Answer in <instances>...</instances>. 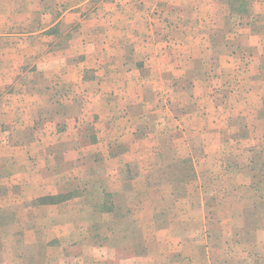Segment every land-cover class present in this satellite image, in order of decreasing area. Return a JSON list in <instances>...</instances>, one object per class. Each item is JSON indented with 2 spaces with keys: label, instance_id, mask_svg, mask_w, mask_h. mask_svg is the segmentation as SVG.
<instances>
[{
  "label": "crops",
  "instance_id": "crops-1",
  "mask_svg": "<svg viewBox=\"0 0 264 264\" xmlns=\"http://www.w3.org/2000/svg\"><path fill=\"white\" fill-rule=\"evenodd\" d=\"M207 2L211 3V0ZM207 2L0 0V22L4 23L2 27L5 28L4 32H0V149L15 151L12 162L23 166L21 174H16L17 179L13 182L19 187L22 183L27 186L23 190L25 198L17 203L21 208L14 207L16 213L23 216V221L15 223V228L22 233L27 230L33 234L31 241L24 245H44L42 256L47 255L51 245H55L58 250L55 260L46 257L45 264H170V261L173 264V260H176L173 259V253H170V244L164 242L165 237L161 236V231L173 229L175 225L167 220L160 226L161 223L156 220L159 214L176 213L173 205L169 206L170 209H161L160 203L164 198L174 199L181 195L184 199L190 198V191L180 195L173 189L165 192V187H156L160 183L158 176L157 183L151 188H144L143 182L147 181V175L150 174L148 169H152V176L156 173L160 176V157L166 148L174 151L177 147L171 138L177 132L185 137L182 143L184 151H199L202 156L193 163L198 182L234 181L236 176H240L242 167L246 169L251 166L249 162L243 164L235 160L230 164L232 170L228 173L231 174H225L221 168L225 162L221 161V153L225 149H255L253 129L250 130L249 126L248 133L251 135L244 147L243 140L238 137L232 139V136L225 138L224 131L220 132L217 127L213 128L214 132H208L210 129L207 127L192 131L190 127L187 137L181 130L185 128L176 119L175 123L181 129L162 124L165 118L173 119L176 107L182 106L177 102L178 95L186 92L184 87L200 82L204 89L202 96L207 98L210 94L206 86H209L206 71H211L207 57H202L200 51H197L199 49L195 50L200 44L193 45L191 49L181 44L182 38L193 35L194 38L203 39L205 54L212 52L206 43L210 29H198L199 24L197 29H190L193 20L201 23L202 16L203 19L207 18V9L204 8L202 13L200 8ZM214 2L223 10L224 5L230 8L231 4H239L238 1L228 0ZM260 4L264 8V1ZM196 11L199 13L194 14ZM192 30L195 31L191 33ZM61 41L66 42L61 44ZM25 42L33 49L28 56L32 62L21 60L13 63L14 56L7 57L6 53L14 52L17 58L18 53H24ZM190 51H197L199 56L190 58L179 55ZM195 59H198V72H201L196 77L197 81L196 78L188 79L185 70L192 68L190 65ZM212 71L211 74L214 73ZM191 93L189 97L197 105ZM204 99L198 102L206 101ZM159 100L166 104L159 107ZM216 107L213 113L216 118L212 119L215 121L220 119L219 106ZM183 108L179 112H185L186 115L187 109ZM232 108L230 104L225 106L226 115L240 116ZM203 112H208L207 106L200 113V120L203 118L207 121L212 117V114L204 115ZM146 118L157 119L156 126L149 128L143 123H134V120ZM3 119L12 120L3 122ZM84 121L90 126L92 122H97L95 127L98 126V129L93 131L97 140L85 149L94 148V152L100 155L98 159H102V162L97 163H102L104 170L100 176L91 173L90 180L83 184L81 194L72 190L65 197L61 187L79 182L74 169L79 157L83 158L80 155L83 148L75 145L66 150L67 153L61 154L51 150L58 143L64 144V140L65 143L73 140L64 139L65 135H70L68 123L72 122L78 130ZM64 122H67L66 127L62 126ZM234 133H238V130L229 134ZM99 136H102V141ZM165 136L169 139L167 143L164 142ZM192 137L199 140L197 145L190 142ZM19 150H24L22 153L27 156L20 158L22 155H18ZM208 157L215 158L214 167L219 164L226 177L217 174L207 178V172L202 173V164ZM63 163L73 165L66 175L61 169ZM130 167H135V173L128 176L123 169ZM130 184L133 189L129 187ZM198 191L199 197L206 195L201 188ZM56 197L67 199L59 202L53 199V203L46 200V204L32 206V201L36 199L51 201ZM97 198L103 199L100 219L106 221H88L83 224L77 220L80 208L96 210L99 205L96 203ZM117 199L127 204V213L131 219L123 222L115 220ZM199 207L202 211L203 202ZM186 209L191 211L190 203L183 212ZM235 212L239 214L238 210ZM181 226L186 229V224ZM200 228L205 229V226ZM232 228L241 227L236 225ZM16 234L11 236L15 237ZM191 238L178 239L183 246L185 262L191 260L185 254L186 247L197 243ZM5 242L17 249L19 247L17 238H0V247ZM160 244L163 249L158 250ZM200 244V249L203 247L204 255L207 256V240H202ZM70 249L76 251L72 256L67 253ZM0 252L3 254V250Z\"/></svg>",
  "mask_w": 264,
  "mask_h": 264
},
{
  "label": "rangeland",
  "instance_id": "rangeland-1",
  "mask_svg": "<svg viewBox=\"0 0 264 264\" xmlns=\"http://www.w3.org/2000/svg\"><path fill=\"white\" fill-rule=\"evenodd\" d=\"M200 1L207 2V0ZM214 1L211 0V3L207 2V4L200 7L202 13L205 10L204 8L207 9V18L204 17L205 19H203L202 16L201 23L193 20L190 27V29H197V25L199 24L198 29H202L203 27L204 29L205 27L210 29L206 43L211 47L212 52L205 54L203 52V39L199 37L194 38L193 35L185 39L182 38L181 43L183 44L182 46L188 47L189 49L193 45L200 44L195 50L199 49L197 51H200L202 57L206 55L207 64L210 66L211 71L213 70L212 72H214L211 74L210 70L206 71L209 81V86L208 84L206 86L207 90L210 89V94L207 95L209 98L204 96V99L202 96L204 89H202L200 82L196 85L190 84V86L184 87L186 88V92L178 95L179 102H177L182 106L176 107L174 110L176 116L173 115V119L167 120L165 118L162 124L164 126L170 125L172 128L181 129L175 123L176 119L181 127L185 128V130H181L184 131L187 137L190 127H192V131L207 127L210 129L208 132H214L213 128L217 127L220 132L224 131L223 137L229 138L232 136V139L233 137H238L240 140H243L244 147H246L247 139L251 135L248 133L249 126L250 130L253 129L252 137L255 149L244 151L242 147H229L221 153L223 159L220 156L218 159L225 161L221 165V168L226 172L225 174H231L228 173L232 170L230 164L234 163L235 160H239L243 164L249 162L251 166H247L246 169L242 167L240 176H236V180L234 181L231 179L222 183L207 180L205 182H198L196 168L193 163L194 161L197 162L202 156H200L199 151L191 150L189 153L187 149L184 151L182 143H184L183 139L185 137L177 132L171 136L172 140H175L177 147L174 151L172 149L167 150L166 148L160 157L161 168L158 171L160 176L156 173L153 177L151 174L152 169H148L150 174L147 175V181L143 182V186L144 188L153 187L159 177L158 181L160 183H157L156 187H165V192L168 189H173L177 195H180L184 191H190V198L184 199L182 195L174 199L164 198L163 202L160 203L161 209H170L169 206L173 205L176 213L170 215L159 214L156 220L161 223L160 226L164 225L167 220L170 224L174 223L175 225L173 229H164L161 231V236L165 237L164 242L167 241L170 244V253H173V259L176 260H173V264H264V8L260 4L264 0H228L238 1L239 4H231V6L229 5L230 8L224 5V10L221 7L219 9V6ZM254 2H256L255 5H252ZM234 8L236 9L235 12ZM228 11H230L229 15L227 14ZM198 13L199 11H196L194 14ZM2 25L4 23L0 22V32L5 31ZM194 31L192 30L191 33ZM185 41L187 42L185 43ZM65 42L61 41V44ZM23 45L25 51L24 53H18L17 58L14 52L12 54L6 53L7 57L14 56L13 63H18L21 60H25V63L32 62L28 56L31 55L33 49L29 48L30 46L27 42ZM197 51H190L188 54L179 55L191 58L192 56H199ZM187 66L188 64L185 65V67ZM25 67H23L22 72L25 71ZM190 67H192L190 70H187L189 67L185 68L188 79H195L197 75H201V72H198V59L193 60ZM195 81H197V78ZM190 92H192L191 96L197 100V105L194 99L189 97ZM206 93L208 92L206 91ZM203 99L206 101L198 102V100ZM163 102L159 100L158 106L160 107L166 104ZM228 104H230V107L233 106L231 110H234V113L238 112L240 116H227L224 108ZM206 106L208 112H203V114L205 115L207 113L206 115L209 116L212 114V117H209L207 121L203 118L200 120L199 115L203 110H206ZM216 106H219L220 119L215 121L212 119L216 118L213 115L217 109ZM181 108L187 109L186 115L185 112H179ZM189 112L190 114H188ZM3 120V122H8L12 119ZM86 122L84 121L78 130H76L72 122L68 123L70 135H65L64 139L73 138V140H68L67 143L64 140V144L58 143L54 146V150H51L54 153L61 154V152L64 153L69 148L72 149L75 145L82 146L83 148V151L80 152L83 158L79 157L74 169L75 174L79 177V182L68 183L61 187L65 197L72 190L78 193V195L81 194L83 184L90 180L89 176H91V173L95 172L100 176L102 170H104L102 163H97L98 161L102 162V159H98L100 155L94 152V148L89 150L85 149L95 139L97 140L93 131L94 129H98V126L95 127L97 122H92L93 124L91 123V126ZM66 123L64 122L62 126L66 127ZM134 123H143L145 127L154 128L157 119H137L134 120ZM117 125L119 126V124ZM235 129L238 130V133L229 134ZM99 138L102 141V136H99ZM167 141L169 139L165 136L164 142L167 143ZM198 141L196 137L190 139L193 145H197ZM23 151H18V155L23 156L20 158L27 156V154L23 155ZM14 155L15 151L13 150L0 149V196H2L0 197V227L3 228L6 226V228H0V238H17L19 247L17 249L16 246L9 245L8 242H5L6 244L0 247V251L3 250V254L0 252V264H45L46 257L55 260L56 251L58 252L56 246H49L48 256H44V254L42 256L45 248L44 245H36L33 247L24 245V243L31 241V237L33 236L31 231L26 230L22 233L14 226L15 223L23 221L22 214H17V210L14 207L21 208L17 203L25 198L23 190L27 187L23 183L19 187L15 184L16 182H13L17 179L15 175L21 174L23 170V166H17V163L12 162ZM37 155H39V152H37ZM214 159L208 157V161L203 162L201 167L202 173L204 171L207 172V178L215 177L217 174L226 177L221 171L219 164L217 167H214ZM72 166L69 163H63L61 169L64 170L63 172L66 175ZM17 170L19 172H16ZM243 171L248 172L245 173ZM123 172L131 176L135 173V167H130V169L124 168ZM247 177L249 180H247ZM129 187L133 189L131 184ZM140 187L141 185L139 184L138 188ZM199 188L206 194L204 197H199ZM214 192L218 193L217 196ZM84 196L86 197V195ZM65 197L52 199L59 202L60 200H66L67 198ZM96 201L99 204L95 208L96 210H82L80 208L81 212L77 214V220H80L83 224H86L88 221L92 223L106 221L103 218L100 219L103 212V199L97 198ZM116 201L115 220L123 222L131 219L127 213V204L121 201V205L119 199ZM46 202L45 199H36L32 201V206L35 207L41 203L46 204ZM201 202L204 205L202 211L199 207ZM189 203L191 204V211L188 212L186 209V212H183ZM237 210L239 214L235 212ZM183 223L186 224V229L182 228L181 224ZM236 225H239L241 228L233 229L232 227ZM202 226H205V229L200 228ZM13 233H17L15 237L11 236ZM182 237H192L191 239L197 242L193 243L192 246H187L186 249L184 247L185 254L188 258L191 257V260L186 262L183 261V246L178 242V239ZM204 238L209 245L207 256L204 255L203 247L200 249V243L202 240H205ZM159 249H163L161 244L158 247ZM49 251L53 253L52 256ZM67 251L68 256H72L76 252L71 249ZM83 264H91V262H85ZM109 264L119 263L111 262ZM170 264H172V261H170Z\"/></svg>",
  "mask_w": 264,
  "mask_h": 264
},
{
  "label": "trees",
  "instance_id": "trees-1",
  "mask_svg": "<svg viewBox=\"0 0 264 264\" xmlns=\"http://www.w3.org/2000/svg\"><path fill=\"white\" fill-rule=\"evenodd\" d=\"M45 200H47L48 202H52L53 201V199H51V201H49L48 199H45Z\"/></svg>",
  "mask_w": 264,
  "mask_h": 264
}]
</instances>
